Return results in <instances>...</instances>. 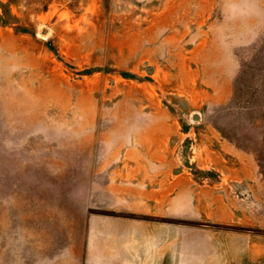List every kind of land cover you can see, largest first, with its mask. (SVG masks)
<instances>
[{
	"label": "rangeland",
	"instance_id": "374dc122",
	"mask_svg": "<svg viewBox=\"0 0 264 264\" xmlns=\"http://www.w3.org/2000/svg\"><path fill=\"white\" fill-rule=\"evenodd\" d=\"M161 185L169 264H264V0H0V215Z\"/></svg>",
	"mask_w": 264,
	"mask_h": 264
},
{
	"label": "crops",
	"instance_id": "0c3cea01",
	"mask_svg": "<svg viewBox=\"0 0 264 264\" xmlns=\"http://www.w3.org/2000/svg\"><path fill=\"white\" fill-rule=\"evenodd\" d=\"M122 191L136 203L15 208L14 218L0 215V264H169L168 221L161 218L168 214L167 185L153 193L131 186ZM153 207L159 219L137 218V210Z\"/></svg>",
	"mask_w": 264,
	"mask_h": 264
}]
</instances>
